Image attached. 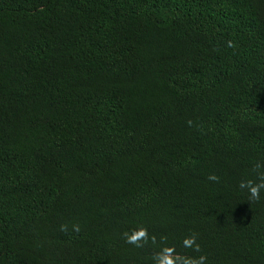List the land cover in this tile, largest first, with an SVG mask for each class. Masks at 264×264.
<instances>
[{
    "label": "trees",
    "instance_id": "1",
    "mask_svg": "<svg viewBox=\"0 0 264 264\" xmlns=\"http://www.w3.org/2000/svg\"><path fill=\"white\" fill-rule=\"evenodd\" d=\"M261 176L264 0H0V264H264Z\"/></svg>",
    "mask_w": 264,
    "mask_h": 264
},
{
    "label": "clouds",
    "instance_id": "2",
    "mask_svg": "<svg viewBox=\"0 0 264 264\" xmlns=\"http://www.w3.org/2000/svg\"><path fill=\"white\" fill-rule=\"evenodd\" d=\"M228 46L229 47L233 46L231 41L228 42ZM188 123L191 124V121H189ZM209 179L216 180L217 177L213 175L210 176ZM239 187L241 189L246 188L248 190L250 194V199L259 200L260 190L264 189V176H261L259 183H254L251 180L241 181ZM61 231H67V227L65 225H61ZM73 231L75 232L80 231V227L78 224L73 226ZM124 237L126 243L133 244L136 247H142L143 243H147V241L149 240L147 229L143 227L139 229H134L130 233L125 232ZM152 239L154 240V237ZM183 245L186 248H194L195 250L199 251V245L196 244L195 235L186 237L183 240ZM163 252L165 254L163 255V258L161 260L157 261V264H177V261H179L180 264H204V260L206 259L204 256H200L198 259L180 256L178 254H175L174 248H164ZM160 255H161L160 253L157 254V256Z\"/></svg>",
    "mask_w": 264,
    "mask_h": 264
}]
</instances>
